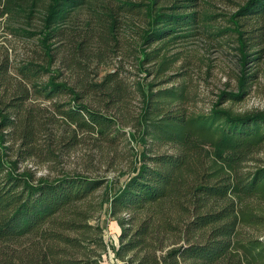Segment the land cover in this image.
<instances>
[{"label":"trees","instance_id":"trees-1","mask_svg":"<svg viewBox=\"0 0 264 264\" xmlns=\"http://www.w3.org/2000/svg\"><path fill=\"white\" fill-rule=\"evenodd\" d=\"M232 1L227 13L213 0L5 1L26 17L18 28L38 35L43 57L19 69L31 85L18 82L9 97L0 89V264H103L102 211L121 225L114 251L126 264H264V108L225 105L257 85L264 0ZM36 12L41 24L30 29ZM230 31L237 86L197 109L187 71L173 69L187 64L175 46ZM118 51L109 67L106 54ZM129 55L144 75L127 81ZM59 59L78 72L71 80L53 67ZM132 93L140 107L127 130L121 105ZM122 140L134 152L131 173L92 170L97 159L113 164ZM150 142L176 151L151 152ZM40 166L50 171L38 174Z\"/></svg>","mask_w":264,"mask_h":264},{"label":"rangeland","instance_id":"rangeland-1","mask_svg":"<svg viewBox=\"0 0 264 264\" xmlns=\"http://www.w3.org/2000/svg\"><path fill=\"white\" fill-rule=\"evenodd\" d=\"M6 0H0V67L3 65V74H5L4 84L0 88L7 91L5 94L11 96L14 93L15 85L20 82H26L31 85L28 79H25L19 72V69L24 65H27L29 61L41 62L43 57V50L41 44H39L38 35L33 33H26L18 28L20 25L26 24V17L22 13L9 14L5 8ZM214 7L217 10L227 13L236 9V4L232 0H213ZM243 2V0H238ZM77 24L79 27L83 26V19L85 18L86 10L81 11ZM31 23L28 25L30 29L38 28L41 24V19L36 12L34 14ZM222 24L226 23L222 20L223 15H219ZM250 28V25H248ZM233 32L223 33L217 38H212L205 32L195 34L182 40L175 48L182 49L184 56L186 57L187 64L183 62L177 63L176 70H186L188 74V80L192 83L198 94V101L193 103V107L199 109H208L212 106L213 102L217 99V94L221 89L231 88L237 86V75L240 73L241 67L239 62V53L234 49L235 42L233 41ZM108 62L112 67L118 63L121 58V52H108ZM135 58L128 56L122 63L123 75L125 79L135 80L144 75V72L140 71L136 67ZM254 63V62H251ZM258 70L259 77L257 78V85L247 95L246 99L241 102L226 101L225 105L233 107L237 111H247V109L264 108V60L254 64ZM61 67L62 77L69 80L78 73L76 70L71 69L64 65L61 59L54 62L53 67ZM182 68H181V67ZM97 64L93 62L90 71L88 72L91 77L96 75ZM49 73L44 72L43 78H47ZM4 88V89H3ZM32 96L34 92L32 89ZM88 98L99 102L98 98L93 94H88ZM37 100L42 101V98ZM123 107L124 117L128 120V124L125 128L128 130L135 121L134 113H136L140 107V99L134 93L129 94L126 100L121 105ZM83 145L76 150V154H80L85 157V149H89ZM149 147H152L151 152H174L176 148L171 144H159L148 143ZM130 145L126 144L124 140L120 142L117 148L118 159L110 164L102 162L99 163V159L96 160L97 164L92 170H97L101 174H104L115 179L122 180L129 175L132 171L134 162V152L130 151ZM259 157L264 158V147L259 152ZM86 159V158H84ZM82 159V161L84 160ZM34 161L31 160L30 164ZM112 165V166H111ZM50 170L47 167L40 166L38 168V174H46ZM101 221L105 225V240L107 241L108 250L103 254V264H126L125 261H120L115 257V247L119 244V226L118 219L109 216L106 211H102ZM118 221V222H117Z\"/></svg>","mask_w":264,"mask_h":264},{"label":"crops","instance_id":"crops-1","mask_svg":"<svg viewBox=\"0 0 264 264\" xmlns=\"http://www.w3.org/2000/svg\"><path fill=\"white\" fill-rule=\"evenodd\" d=\"M118 226H119V229H118L119 231L118 232L120 233V231H121V225L119 224V222H118Z\"/></svg>","mask_w":264,"mask_h":264}]
</instances>
